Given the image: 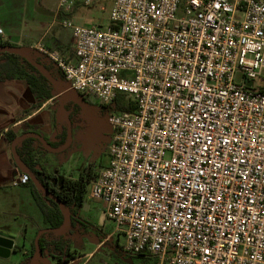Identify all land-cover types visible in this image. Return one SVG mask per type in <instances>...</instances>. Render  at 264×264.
<instances>
[{"label": "built area", "instance_id": "obj_1", "mask_svg": "<svg viewBox=\"0 0 264 264\" xmlns=\"http://www.w3.org/2000/svg\"><path fill=\"white\" fill-rule=\"evenodd\" d=\"M73 40L72 57L40 46L67 89L136 105L110 110V163L90 189L125 249L264 264V0H114L108 26Z\"/></svg>", "mask_w": 264, "mask_h": 264}, {"label": "rangeland", "instance_id": "obj_2", "mask_svg": "<svg viewBox=\"0 0 264 264\" xmlns=\"http://www.w3.org/2000/svg\"><path fill=\"white\" fill-rule=\"evenodd\" d=\"M114 0H68L65 8L69 14L62 18V22L68 21L72 27L59 26V32L63 33L67 44L71 43V35L74 27L108 26L111 21V11ZM65 95L55 99L58 124L64 125L66 117L61 110V101L72 102L80 109L73 112L72 122L68 123V131H71L70 143L62 150H42L45 155L41 158V164L51 173H59L76 179L84 177L88 181L86 195L87 208L80 210V215L96 226L89 233H76L73 235L74 247L77 258L70 264H156L152 257L132 254L125 249L126 235L116 231V223L104 216V205L100 200L91 196V182L110 163V148L115 136V128L109 123V117L114 111H103V104L94 97L88 98L75 91L63 87ZM60 92V91H59ZM58 129L56 128L55 132ZM49 136V137H48ZM50 140L53 136L46 135ZM57 141V140H56ZM15 191L26 200V189L19 186ZM11 192V191H10ZM7 193V194H10ZM9 207V209H7ZM20 214H14L10 204L0 212V221L3 224L15 223V216L23 222H35L38 228L44 226L42 214L32 199L30 205L25 201L20 209ZM22 214L30 217L24 219ZM33 218V219H31ZM18 221V220H17ZM19 222V221H18ZM11 254L0 260L2 264H25L26 250L23 244L10 248ZM50 257L41 259L37 264H54ZM34 264V263H33Z\"/></svg>", "mask_w": 264, "mask_h": 264}, {"label": "crops", "instance_id": "obj_3", "mask_svg": "<svg viewBox=\"0 0 264 264\" xmlns=\"http://www.w3.org/2000/svg\"><path fill=\"white\" fill-rule=\"evenodd\" d=\"M64 6L66 5H62V0H0V28L4 32L0 35V42L19 46L33 56L41 57L40 46H42L64 57H72L74 55L73 32L71 43L67 44L63 33H60L58 28V25L63 26L62 18L69 14V10ZM59 91L55 99L61 95V90ZM55 99L47 100L37 110L25 114L23 111L37 102V97L30 90L27 81L19 78L0 81V211L10 204L11 209L17 211L14 214L21 215L22 204L24 205L26 201L31 205L33 199L28 188L23 184H15L23 172L19 171L13 153L12 146L15 140L9 141L7 134L10 131L15 133L17 138L21 137L24 135L22 134L24 126L29 125L30 131L43 137L53 136L50 141H56L58 132H54L56 128L59 130L60 125L57 126L54 122L57 118ZM66 147H60V150ZM42 150L37 148L36 151L40 162L45 155ZM19 186L25 187L26 200L15 192L19 190L17 189ZM9 192L10 194H7ZM22 216L29 221L28 214H22ZM14 219L16 221L12 224H3L0 221V231L13 236L14 247L23 244L27 256L37 230L42 227L38 228L32 220L26 223L20 221L17 216ZM4 258L7 257H0V260ZM41 259L44 258L38 255L37 261L40 262ZM0 264H2L1 261Z\"/></svg>", "mask_w": 264, "mask_h": 264}, {"label": "trees", "instance_id": "obj_4", "mask_svg": "<svg viewBox=\"0 0 264 264\" xmlns=\"http://www.w3.org/2000/svg\"><path fill=\"white\" fill-rule=\"evenodd\" d=\"M8 44L7 42H0V45ZM34 58L42 63L56 79L61 82L64 81L63 74L43 57L34 55ZM15 78L25 79L30 90L37 97V102L28 110L23 111L25 114L37 110L45 101L55 99L60 90L24 57L14 53L0 52V81ZM64 109L68 113V120L66 119L65 124L60 126L57 141L52 142L45 137L49 145L55 148L63 147L68 142V123L72 122L73 112L75 110L79 111L80 108L72 102H67L64 103ZM135 109V102L127 100L123 95L118 96L113 105H103L104 112L110 110L134 111ZM54 122L59 126L57 118ZM30 128L29 125L24 126L22 134H29V136L19 141L15 150L21 162L32 171L41 185L51 194L47 195L44 191L38 189L31 177L26 184H23L29 189L42 214L44 226L41 229L60 227L64 223L65 213H68L72 220L69 229L65 233L48 231L41 235L38 255L43 258H52L54 264H70L71 261L77 258L78 254L72 236L76 233L86 234L96 229L95 225L80 215V210L86 205L88 181L84 177L76 179L71 176L49 172L36 156L37 148H43L44 150L47 148L38 138L31 135L34 132L30 131ZM7 138L13 142L17 135L9 131ZM18 169L24 172L22 168L18 167ZM41 229L37 230L35 234L29 253L25 258V264H33L34 256L37 253L35 239Z\"/></svg>", "mask_w": 264, "mask_h": 264}, {"label": "water", "instance_id": "obj_5", "mask_svg": "<svg viewBox=\"0 0 264 264\" xmlns=\"http://www.w3.org/2000/svg\"><path fill=\"white\" fill-rule=\"evenodd\" d=\"M0 52L14 53V54H18V55L24 57L32 65H34L52 84L56 85L61 90V95L62 96L65 95V91L63 90V87L64 86L66 87L65 82L64 81L61 82L60 80L56 79L51 74V72L48 71V69L42 63L38 62L34 58V56L31 53L27 52L26 50H24L23 48H21L19 46H13V45H0ZM251 85H252V83L249 82V86H251ZM61 110L64 111L65 117L68 120V113L64 109L63 100L61 101ZM69 125H70V122H69ZM31 135H33L36 138H38L47 149L56 150V151L60 150V148H55V147L50 146L48 141L46 140V138L43 137L42 135L37 134V133H32ZM70 135H71V131H68V142L66 143L65 146H67L70 143V141H69ZM27 136H29V134H24L21 137H18L17 139H15V141L13 142V146H12L13 147V153H14V156H15L16 161L18 163V166L20 168H22L24 170V172L29 174V176L31 177V179L33 180L34 184L37 186L38 189L44 191L47 195H51L50 192L47 189H45L43 187V185H41V183L36 178V176L32 173V171L30 169H28L21 162L19 156L16 153V150H15L16 143L21 141V140H23V139H25ZM87 206L88 205L86 204L85 208H87ZM71 222H72V220H71L70 215L68 213H65V220H64L63 225H61L58 228H44V229H41L38 232V234L36 236V239H35L36 246H37V253L35 254L34 259H33L34 264H37V256H38V252H39V250H38L39 238L41 237V235L44 234L45 232H48V231H55V232H58V233H65L69 229V227L71 225ZM13 246H14L13 236L11 234L7 233V232L0 231V257H8L10 255V253H11V249L10 248L13 247Z\"/></svg>", "mask_w": 264, "mask_h": 264}]
</instances>
